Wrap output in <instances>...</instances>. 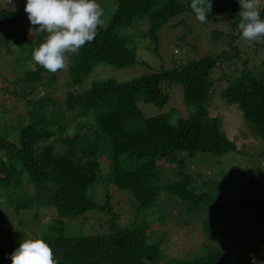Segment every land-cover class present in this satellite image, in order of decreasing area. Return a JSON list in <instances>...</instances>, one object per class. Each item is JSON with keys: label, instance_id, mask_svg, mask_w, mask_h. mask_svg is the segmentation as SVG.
Returning <instances> with one entry per match:
<instances>
[{"label": "trees", "instance_id": "trees-1", "mask_svg": "<svg viewBox=\"0 0 264 264\" xmlns=\"http://www.w3.org/2000/svg\"><path fill=\"white\" fill-rule=\"evenodd\" d=\"M100 2L104 26L95 39L69 57L66 70L53 74L37 63L21 69V78L15 82L21 88L13 94L26 99L27 109L17 116L0 114V256L15 250L26 239L25 229L35 226L34 235L44 234L59 264H143L145 257L150 264H250L246 250L234 248L229 237L220 244L214 235L226 227L244 225L239 222V210L253 205L255 198L222 203L210 199L206 195L210 184H205L208 192H201L193 182L194 169L187 170L185 163L195 157L211 162L238 151L224 130L221 114H210L215 94L224 104L236 106L253 138L264 139V42L241 39L239 0H212L207 24L224 26L217 36L211 35L214 49L186 57L190 50L186 48L178 58L170 50L164 56L175 61L154 67L137 59L140 40L144 50L163 61L161 29L184 22L174 20L187 12L195 17L191 0ZM260 2L264 7V0ZM26 17L20 9L1 8L0 32L14 33L21 51L31 56L43 38L28 35ZM127 28H133V36L121 33ZM181 42L186 47V41ZM191 51L198 53L195 45ZM246 53L258 56L259 62L250 64L243 56ZM19 63V67L25 66ZM100 64L117 68L143 64L148 72L127 81L88 82ZM37 85L39 95L34 97ZM59 86L65 92L63 100L52 98V90ZM140 100L160 109L178 100L186 112L181 114L173 107L145 116L137 105ZM245 130L241 132L244 136ZM162 159L174 162L167 173L161 172ZM106 184L127 191L131 206L107 197L95 200L90 189ZM101 191L100 195L103 188ZM161 191L180 199L186 214L210 210L213 222L204 227L212 225L211 233L204 230L209 242L186 256L166 254L162 246L165 233L152 231L146 214L162 202ZM6 206L20 215L15 232L11 218H6ZM47 207L55 216L42 221L41 211ZM125 208H131L132 216L120 220ZM258 213L254 215L259 233L245 235L243 240L253 250H264V215ZM27 215L30 222L22 220ZM155 222L162 225L164 216L158 215ZM78 228L87 231L72 233ZM13 232L15 239H6V233ZM9 247L11 252H7Z\"/></svg>", "mask_w": 264, "mask_h": 264}, {"label": "rangeland", "instance_id": "rangeland-1", "mask_svg": "<svg viewBox=\"0 0 264 264\" xmlns=\"http://www.w3.org/2000/svg\"><path fill=\"white\" fill-rule=\"evenodd\" d=\"M97 2L101 5L100 0H97ZM25 4L26 0H0V9L16 8L20 9L22 13L27 15V13L24 11ZM26 18L28 19V15ZM179 19H184V22H181L174 27L170 26L161 29L160 38L163 47L161 52L163 56L170 50H173V58H178L181 56L179 54L181 53V50L184 53V49L186 48L190 49L187 50V54L185 55L186 57L196 56L214 49L211 37L217 36L224 26H219L217 23H210L208 25L207 23L202 24L200 22H196V20H194L195 17L188 12L180 17H177L174 22H177ZM30 27L31 25H27V27H25L28 35ZM187 30L192 31V33H186ZM208 30H210V32L212 30V32L209 33ZM121 33L124 36H133L134 32L133 28H127ZM135 33L138 35V32ZM195 33H199V38L196 39L193 37ZM176 35L181 36L179 37L181 41H186V47H184L183 42L180 40H175ZM142 44H144V42L140 40L138 44L140 46L138 47L141 49L137 48L136 50V57L138 60H144L148 62L150 66L154 67L160 66V64L168 66L171 61H175L174 59L171 60V57L168 55L164 56L163 61L160 60V58L152 51L144 50V45ZM194 45L196 46L198 52L196 54L191 51ZM173 46L176 47L172 49ZM243 56L250 60V64H256L260 59L258 56L252 55V53H246ZM19 61L23 62L25 66L19 67ZM34 64L35 62L32 60V55L30 56V52L21 51L20 45L18 44L14 33L9 30L0 32L1 115H5V117L8 115L17 116L19 113H22L27 109L26 99H17L15 94H13V91L18 87L21 88L15 83L21 78V76H19V71H21V69H25L27 65L32 66ZM146 70L147 67L143 64H136L126 68H117L111 65L100 64L92 70L90 75L91 77L88 82H90L92 79V81H95L106 78H113L117 81H127L141 75L142 73L148 72ZM58 82L60 84L63 83L62 80H59ZM38 88L39 87L37 85L34 95L32 94V96L35 97L39 95ZM64 96L65 92L61 89V86L52 90V98L54 97L63 100ZM213 104L215 107H211L210 114H221L224 130L226 131L228 138L234 141L238 151H229L224 153L218 158V160L216 158V160L211 162L201 160V158L198 157L188 158V161L185 163L186 166L188 165L186 169H194L195 175L192 177L194 178L193 182L196 184L198 189L201 190V192L207 191L205 184L206 186L207 184H210V190L209 192L207 191L208 193H206V195H208L210 199L213 198L219 203L230 199L243 200L251 197L255 198V203L253 205L249 206L248 208H241L239 210V213L241 214L239 216V222L244 223V225L240 226V228H238L236 225L234 227H226L222 233L219 231L218 235H214V239H216V241L221 244L226 238L229 237V241L234 248L246 250L247 259L250 264H252V254L255 255L258 261H264V250H253L252 245L243 240L245 235H256L258 232L256 227L258 220L255 218V212L259 211L258 216L264 215V139L257 140L245 130L241 113L235 105L224 104V102L219 98L218 94L214 95ZM137 105L145 116H152L162 111H169L173 107L179 109L181 114H185L186 112L185 108L180 102H178V100H172V102L168 106H164L163 109H160L150 102H145L142 100L138 101ZM170 113L172 114V112ZM173 119H175V117H173ZM242 130H245V136L241 134ZM160 164L162 166L161 172L167 173L168 170L174 165V162L162 159ZM170 172L172 173L173 171ZM102 188L103 194L100 195V193H102ZM90 191L93 192L95 200L100 202L103 201L105 197H107L106 199H109L110 201H115L119 204L126 203L130 206L133 202L128 199L129 197L127 195V191L124 189L119 190V188L113 184H106L104 187H102V185H94ZM107 192H109L108 196H106ZM160 197L162 202H158L157 205L154 206L151 214L149 211H146V214L149 213V227L152 229V231L157 233H165L162 246L165 247L166 254L168 256H186L187 252L195 250L199 246H202L205 242L207 243V241H210V238L207 240L208 236H206L204 233V230L208 231L206 233L212 232L210 231V229H212V225H210V228H204L205 223L213 222L214 218L210 216V210L198 215L191 213L186 214V212L181 208L180 199H175L166 191H161ZM212 203L213 202H211V204ZM130 210L131 208H127V210L125 208V212H123L124 214H121L119 219L124 220L126 216L127 218H131L132 215L130 214ZM6 212H8L6 218L7 216L11 218L10 222L13 231L15 232L17 230L16 227L20 226V215L16 216L13 213L11 206H6ZM41 212L42 221H47L55 216L54 210L48 207L43 209ZM127 213L129 215H125ZM9 214H11V217ZM161 214L164 216L165 222L162 223V225H159L155 222V220L158 215L160 216ZM87 216L89 215L87 214ZM30 218L31 217H28L27 215V217H25V219L23 218L22 220L30 222L29 220L32 219ZM42 221L40 218L37 220L38 223H41ZM33 223L36 224V220H33ZM247 225H251V227L254 226V228H251V231L249 229L246 230ZM35 228V226L27 227L25 229V238H28L29 233L34 235L33 231ZM79 231L84 232L87 230H80V228H78V230H73L72 233H80ZM14 232L6 233V239L11 237V239L14 240L16 237ZM224 244L228 246V242H225ZM12 250V247L7 248V252H11ZM10 254L0 256V264H5L8 261L11 263ZM233 261H235V259Z\"/></svg>", "mask_w": 264, "mask_h": 264}, {"label": "clouds", "instance_id": "clouds-1", "mask_svg": "<svg viewBox=\"0 0 264 264\" xmlns=\"http://www.w3.org/2000/svg\"><path fill=\"white\" fill-rule=\"evenodd\" d=\"M241 39L264 42V7L260 0H239ZM191 10L200 23H207L212 0H191ZM24 11L31 27L29 35H41L43 42L32 52V60L50 73L66 70L71 55L92 42L104 26V9L97 0H26ZM43 233H29L10 254L11 264H59ZM252 264H264L251 255ZM143 264H150L145 257Z\"/></svg>", "mask_w": 264, "mask_h": 264}]
</instances>
